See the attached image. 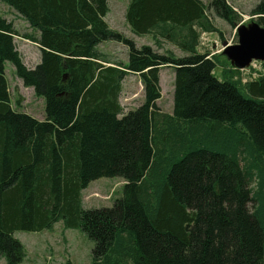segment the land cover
<instances>
[{
	"label": "trees",
	"instance_id": "16d2710c",
	"mask_svg": "<svg viewBox=\"0 0 264 264\" xmlns=\"http://www.w3.org/2000/svg\"><path fill=\"white\" fill-rule=\"evenodd\" d=\"M0 2L31 29L20 33L0 14L6 264L26 257L17 231L60 221L94 241L90 264H264V74L244 80L223 56L198 51L203 33L219 32L214 18L233 28L242 20L227 0H130L131 31L157 47L111 28L109 0ZM251 15L264 27V0ZM16 37L39 48L33 69ZM161 39L185 56L162 52ZM105 43L123 45L126 61L104 53ZM7 63L45 100L43 120L14 109ZM166 67L175 73L172 114L158 107ZM128 75L139 77L144 102L125 113ZM102 178H121L122 197L85 210L82 191Z\"/></svg>",
	"mask_w": 264,
	"mask_h": 264
},
{
	"label": "rangeland",
	"instance_id": "374dc122",
	"mask_svg": "<svg viewBox=\"0 0 264 264\" xmlns=\"http://www.w3.org/2000/svg\"><path fill=\"white\" fill-rule=\"evenodd\" d=\"M208 5L211 0H201ZM241 16L242 20L238 23L236 28L231 27L226 21L214 18L213 24L219 32L211 33L206 36H201V42L198 51L201 54L209 53L212 55H220L225 59L224 50L227 46H234L238 44V30L239 28L252 27L253 23H257L252 17L251 12L258 3V0H227ZM130 0H109L110 12L106 17V21L111 28L124 34L127 38L133 39L139 46L153 45L155 39L149 35L138 36L135 35L125 19L126 9ZM0 14L11 23H14L16 29L20 33H31L29 25L20 16L15 14L11 9L0 3ZM254 18V19H253ZM204 41V42H203ZM15 42L17 48L22 56L24 64L33 69L40 62L39 48L21 38H16ZM162 52L170 51L178 57L185 56V54L176 48L174 45L166 40L161 39L159 47ZM104 53L110 55L112 58H118L126 61L127 49L118 43H105L102 46ZM228 60V59H227ZM231 64V63H230ZM261 61H254L252 64L240 70L242 78L248 80L251 76L259 77L263 69ZM232 66V64H231ZM238 69V68H236ZM252 74V75H251ZM216 75L221 77L220 70H216ZM6 76L9 83L10 94L14 109L24 111L33 115L35 118H45V100L35 95L32 88H26L21 79L16 75L14 66L11 63L6 65ZM174 86L175 73L171 67H166L161 70V89L162 98L158 102L160 110L167 114L173 113L174 108ZM20 101V105L17 103ZM124 112L127 113L136 109L144 102L143 86L140 79L136 75H128L124 81L123 92L120 99ZM124 181L121 178H102L93 183L87 190L83 192V208L100 209L111 208L115 200L122 197ZM99 190V194H94L93 198H86L93 191ZM14 238L22 243L25 252L31 257H37L47 251L43 260L47 262L48 258L51 264H90L92 261V251L95 246L93 240L86 236L80 229H67L62 221L56 223L51 230L43 232H26L17 231ZM47 247H53V252ZM53 256V258H51ZM0 264H6L5 259H0ZM27 264V262H25ZM48 264H50L48 262Z\"/></svg>",
	"mask_w": 264,
	"mask_h": 264
},
{
	"label": "water",
	"instance_id": "95a60500",
	"mask_svg": "<svg viewBox=\"0 0 264 264\" xmlns=\"http://www.w3.org/2000/svg\"><path fill=\"white\" fill-rule=\"evenodd\" d=\"M224 54L238 69L248 67L253 60L264 62V27L253 23L249 29L239 28L238 44L227 46Z\"/></svg>",
	"mask_w": 264,
	"mask_h": 264
},
{
	"label": "crops",
	"instance_id": "0c3cea01",
	"mask_svg": "<svg viewBox=\"0 0 264 264\" xmlns=\"http://www.w3.org/2000/svg\"><path fill=\"white\" fill-rule=\"evenodd\" d=\"M1 3V2H0ZM1 4H3V3H1ZM3 5H5V4H3ZM6 7H8L7 5H5ZM9 9H11V11H13L15 14H17L18 16H20L15 10H13L12 8H10V7H8ZM21 18H22V16H20ZM23 19V18H22ZM209 33H203L201 36H206V35H208ZM149 37H152V36H149ZM16 38H20V37H16ZM25 40V39H24ZM25 41H27V40H25ZM30 42V41H29ZM200 42H201V37H200ZM204 42V41H203ZM7 65V64H6ZM40 120H43V119H41L40 118ZM99 181V180H98ZM96 182V181H95ZM95 182H92L90 185H89V187L93 184V183H95ZM88 187V188H89ZM87 188V189H88ZM87 189H85V190H87ZM85 190H83L82 191V195L84 196V194H83V192L85 191ZM99 190H95V191H93L91 194H89L88 196H86V198H93L94 197V194H99V192H98ZM83 196H82V199H83ZM55 225V224H54ZM43 232V231H42ZM47 248H49L48 250H50L51 252H53V254L55 255V250H54V248L53 247H47ZM39 252H40V250H39ZM39 252H38V255H37V257H31V255H29L28 256V254L26 253V257H25V259L23 260V263L22 264H25V262H27V264H48V262L51 264V260L48 258V260H47V262L46 261H44L43 260V256H44V254L47 252V251H44L43 252V254H39ZM51 258H53V256L51 257ZM0 259H4V258H0Z\"/></svg>",
	"mask_w": 264,
	"mask_h": 264
},
{
	"label": "bare ground",
	"instance_id": "6f19581e",
	"mask_svg": "<svg viewBox=\"0 0 264 264\" xmlns=\"http://www.w3.org/2000/svg\"><path fill=\"white\" fill-rule=\"evenodd\" d=\"M254 61H257V60H253L252 62H254ZM252 62H251V64H252ZM261 63H264V62L261 61ZM251 64H250V65H251ZM250 65H249V66H250ZM232 66H233V65H232ZM249 66H248V67H249ZM246 68H247V67H246ZM263 69H264V67H263ZM238 70L240 71V70H244V69H238Z\"/></svg>",
	"mask_w": 264,
	"mask_h": 264
},
{
	"label": "built area",
	"instance_id": "2783aa9c",
	"mask_svg": "<svg viewBox=\"0 0 264 264\" xmlns=\"http://www.w3.org/2000/svg\"><path fill=\"white\" fill-rule=\"evenodd\" d=\"M261 72H259L260 74H264V69H260Z\"/></svg>",
	"mask_w": 264,
	"mask_h": 264
}]
</instances>
